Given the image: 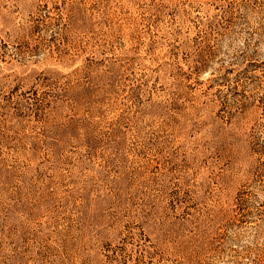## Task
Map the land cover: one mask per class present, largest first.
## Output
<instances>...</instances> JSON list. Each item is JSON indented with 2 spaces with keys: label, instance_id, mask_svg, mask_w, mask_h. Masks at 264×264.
I'll list each match as a JSON object with an SVG mask.
<instances>
[{
  "label": "rangeland",
  "instance_id": "374dc122",
  "mask_svg": "<svg viewBox=\"0 0 264 264\" xmlns=\"http://www.w3.org/2000/svg\"><path fill=\"white\" fill-rule=\"evenodd\" d=\"M0 264H264V0H0Z\"/></svg>",
  "mask_w": 264,
  "mask_h": 264
}]
</instances>
